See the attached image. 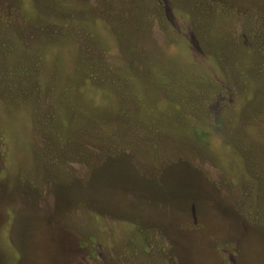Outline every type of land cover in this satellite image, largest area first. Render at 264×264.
I'll return each mask as SVG.
<instances>
[{
    "label": "rangeland",
    "instance_id": "1",
    "mask_svg": "<svg viewBox=\"0 0 264 264\" xmlns=\"http://www.w3.org/2000/svg\"><path fill=\"white\" fill-rule=\"evenodd\" d=\"M210 1L0 0V264H264V0Z\"/></svg>",
    "mask_w": 264,
    "mask_h": 264
},
{
    "label": "trees",
    "instance_id": "2",
    "mask_svg": "<svg viewBox=\"0 0 264 264\" xmlns=\"http://www.w3.org/2000/svg\"><path fill=\"white\" fill-rule=\"evenodd\" d=\"M211 1H213V2H215L217 4H220L221 6L225 7L227 12L230 11L229 14L227 13L229 16H226V19H228V20L232 19L233 13H240L242 10L247 9L248 6L250 4H252L251 3L252 0H247V1L246 0H211ZM213 2H211L212 5H213ZM55 3H56L55 5L58 8H65V7H69L70 8V4L67 5L64 2V0H56ZM238 4H240L241 7H238ZM215 34H216V32H215Z\"/></svg>",
    "mask_w": 264,
    "mask_h": 264
}]
</instances>
